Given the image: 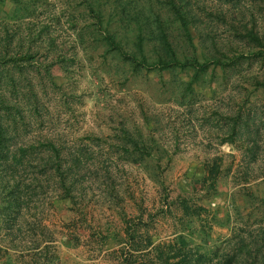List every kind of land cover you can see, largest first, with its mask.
Instances as JSON below:
<instances>
[{
    "label": "rangeland",
    "instance_id": "rangeland-1",
    "mask_svg": "<svg viewBox=\"0 0 264 264\" xmlns=\"http://www.w3.org/2000/svg\"><path fill=\"white\" fill-rule=\"evenodd\" d=\"M188 1L199 18L196 43L200 49L205 47L212 53L222 49L231 59L248 57L241 56L240 39L247 33L245 27H253L252 18L257 29L264 30V0H238L232 5L220 0ZM81 6V0H44L35 27L25 29L40 31L44 27L52 35L56 51L42 52L36 64L47 65L56 84H51L44 68H30L31 75L41 84L40 105L44 108L38 115L42 121L32 129L44 131L52 127L55 137L68 142L72 149L82 146L89 151L77 210L69 209L71 203L56 201L54 208L44 214L45 225L50 228L45 241L54 243L62 264H144L143 258L130 263L147 254L134 249L140 243L144 246L148 238L154 243L169 241L184 199L192 206L214 209L221 216L233 210L228 206L234 201L230 197L243 207L249 204L251 194L264 199L262 95L252 96L247 80L236 75L226 77L221 71L199 90L198 101L185 107L170 100L171 92L162 86L157 73L125 85L122 79L111 75L115 69L97 54L76 48L72 17ZM6 12V16L13 15L14 6L9 4ZM221 13L226 16L224 20L216 17ZM80 23L83 20L77 25ZM58 57L68 61L66 71V62L57 63ZM244 61L241 77L254 73L264 77V64ZM166 80L169 83L168 76ZM240 114L250 130L243 126L242 135L233 143H223L229 133L226 123L231 122L227 118ZM124 125L141 130L148 139L154 137L168 153L162 162L166 193L142 167L117 152L116 139L109 140ZM92 135L105 140H88ZM28 137L41 136L31 132ZM215 161L221 166L222 196L210 200L206 186L197 180L207 174ZM29 173L33 178L35 174ZM26 178L24 173L22 179ZM31 209L34 214V205ZM256 209L264 210L261 206ZM256 214L259 216L250 221L245 219L251 228L257 227V220L262 217ZM126 226L138 230L137 242L132 241V233L127 237ZM228 233L214 227V237ZM29 236L34 239L36 234Z\"/></svg>",
    "mask_w": 264,
    "mask_h": 264
},
{
    "label": "trees",
    "instance_id": "trees-1",
    "mask_svg": "<svg viewBox=\"0 0 264 264\" xmlns=\"http://www.w3.org/2000/svg\"><path fill=\"white\" fill-rule=\"evenodd\" d=\"M220 1L232 5L238 0ZM81 2V9L72 17L76 48L86 54L88 51L97 54L115 69L111 75L122 79L125 85L157 73L162 86L171 92L170 100L185 107L197 102L199 90L221 71L225 76L247 80L252 96L262 95L264 114V77L257 73L241 77L244 60L264 64V30L257 29L254 18L253 27H245L247 33L240 39L241 56L248 57L231 59L222 49L212 53L198 47L199 18L188 0ZM43 3L44 0H0V264H62L54 243L45 241L50 228L45 225L44 214L54 208L56 201L71 203L69 209L77 210L84 180L82 170L89 152L82 146L69 147L68 142L55 137L52 127L44 131L32 129L42 121L43 117L38 115L44 108L40 105L41 84L31 75L30 68H44L51 84H56L47 65H36L42 52H56L52 35L44 27L40 31L25 30L35 27ZM9 4L14 6V14L6 16ZM216 17L226 18L222 13ZM81 20L83 23L77 25ZM58 58L57 63L66 62V71L68 61ZM227 119L231 122L226 123L229 133L223 143H233V139L242 135L243 126L244 130H250L241 114ZM30 129V133L39 132L41 137L29 138ZM119 131L109 137L118 141L117 152L142 167L166 193V171L162 168L168 157L165 149L141 130L124 125ZM92 136L88 140L99 143L105 140ZM220 168L215 161L207 174L197 180L206 186L210 200L222 196ZM35 169L38 171L34 172ZM30 171L35 174L33 178L29 177ZM24 173L26 180L22 179ZM165 197L167 200L168 195ZM250 197L245 207L230 197L234 201L228 202V206L233 210L223 216L214 209L192 206L184 199L171 239L154 243L148 238L144 246L140 243L134 249L147 254L133 258L130 263L143 258L144 264H264V210L256 209L264 208V199L255 194ZM257 212L262 217L258 218L257 227L251 228L245 219L250 221L259 216ZM215 226L229 233L214 237ZM32 232L36 234L34 239L29 236ZM125 232L128 238L132 233L133 242L138 241V230L126 226Z\"/></svg>",
    "mask_w": 264,
    "mask_h": 264
}]
</instances>
